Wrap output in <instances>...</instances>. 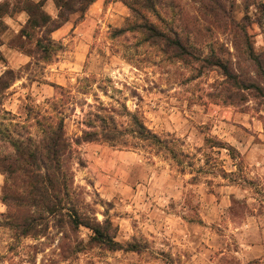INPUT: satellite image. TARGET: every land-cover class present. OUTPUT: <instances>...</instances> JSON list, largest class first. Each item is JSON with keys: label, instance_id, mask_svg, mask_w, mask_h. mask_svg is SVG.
I'll return each mask as SVG.
<instances>
[{"label": "rangeland", "instance_id": "rangeland-1", "mask_svg": "<svg viewBox=\"0 0 264 264\" xmlns=\"http://www.w3.org/2000/svg\"><path fill=\"white\" fill-rule=\"evenodd\" d=\"M43 1L59 20L55 1ZM0 5V77L10 85L0 88V264H264V227L239 189L254 185L227 148L254 131L242 122L264 128V71L252 58L264 65V0H95L51 34L29 27V0ZM42 37L51 56L40 54ZM9 48L29 58L12 67ZM57 98L79 227L68 209L49 216L33 205L34 179L2 170ZM133 115L162 141L142 138ZM91 120L116 140L78 143ZM96 225L119 245L94 238Z\"/></svg>", "mask_w": 264, "mask_h": 264}, {"label": "trees", "instance_id": "trees-1", "mask_svg": "<svg viewBox=\"0 0 264 264\" xmlns=\"http://www.w3.org/2000/svg\"><path fill=\"white\" fill-rule=\"evenodd\" d=\"M59 8V20L51 17L44 9L45 2L42 0L36 2L35 0H29V7L26 10L29 13L28 25L29 27H46L47 32L51 34L53 31L61 28L68 20L67 14H72L77 11L86 10L91 3L95 0H54ZM79 4L78 6L76 4ZM2 6L0 5V8ZM23 30V29H22ZM24 33V31H22ZM24 37L25 34L23 35ZM51 40L50 38L42 37L38 39V46L41 49L44 57L51 56L52 48L49 44H45L44 40ZM175 47L184 52L182 42L177 40ZM255 63L259 66L261 72L264 71L263 59L260 56L252 57ZM213 62V61H211ZM220 62V61H217ZM222 66L225 70L227 77L235 78L229 68L223 63H216ZM10 73L13 71L10 70ZM264 73V72H263ZM4 77H0V88L7 89L10 87L8 83L3 81ZM242 86H247L245 83ZM256 87V86H253ZM51 109L53 111L46 110L44 113L41 111L33 118L36 125L39 127V135L29 134V136L23 140L13 141L12 145L15 148V154L11 156H5L2 160L3 172L9 176L11 173L22 171L31 179H34V186L32 193L36 192V197L33 199V205L40 206L48 212L49 216L54 214L59 209H68L67 213L68 222L73 226L79 227L83 222L77 208L74 206L73 199V175L69 165V159L71 158L72 144L68 140L65 132V117L61 107L65 104L64 99L57 98L49 101ZM103 121L106 118L97 115ZM134 123L139 126L141 130V137L145 139H154L158 142V135L148 129L141 119L137 115H133ZM87 125L92 128L91 130H84L79 140L83 141H95L100 137L105 140H116V135L109 133L108 131H100L96 129L94 121H89ZM217 145V144H215ZM214 145V146H215ZM219 147H225V145H218ZM227 147L231 152L233 149H237L233 145ZM234 157V155H232ZM73 190V191H72ZM6 199V197L4 198ZM70 206V207H66ZM29 218L25 217L22 223L19 225H27ZM89 226V225H88ZM95 232V237L99 242L106 244L112 248L119 245V242L109 237L100 225L91 226Z\"/></svg>", "mask_w": 264, "mask_h": 264}, {"label": "crops", "instance_id": "crops-1", "mask_svg": "<svg viewBox=\"0 0 264 264\" xmlns=\"http://www.w3.org/2000/svg\"><path fill=\"white\" fill-rule=\"evenodd\" d=\"M60 30V29H59ZM58 30V31H59ZM3 45V44H2ZM0 44V50L1 46ZM4 47H2V50ZM6 52H11L10 66L16 67L19 60H27L29 58L28 54H24L15 48H9ZM242 124V126H241ZM240 127H250L254 129L252 133H249V137H242L241 135L235 133L233 136L232 145L240 152V154L245 159V168L249 171V178L252 182L250 188H245V186L234 185L235 189H240L245 191L244 195H249L252 200V205L256 209L250 215L251 219H254L258 225L264 227V199L259 198L261 195L260 191H264V128L259 126L256 122L248 121L242 122ZM236 168V165L234 166ZM236 169H231L229 172H234ZM2 179H0V187L2 185ZM224 188L231 187L222 186ZM5 210L4 204L0 201V212Z\"/></svg>", "mask_w": 264, "mask_h": 264}]
</instances>
